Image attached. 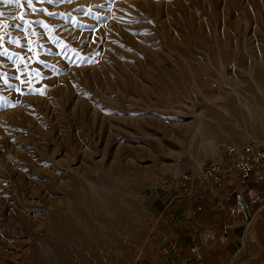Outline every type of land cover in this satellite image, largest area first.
Segmentation results:
<instances>
[{
	"label": "rangeland",
	"instance_id": "374dc122",
	"mask_svg": "<svg viewBox=\"0 0 264 264\" xmlns=\"http://www.w3.org/2000/svg\"><path fill=\"white\" fill-rule=\"evenodd\" d=\"M219 73L264 81V0H0V264H77L50 231L68 206L62 226L79 238L81 219L114 234L99 238L108 251L80 253L88 263L139 258L152 246L150 193L228 144L264 145L261 94L246 97L260 104L255 123L207 121L206 135L187 138L210 108L220 112ZM114 177L128 181L131 208L112 223L98 204L92 218L75 208L82 186Z\"/></svg>",
	"mask_w": 264,
	"mask_h": 264
},
{
	"label": "crops",
	"instance_id": "0c3cea01",
	"mask_svg": "<svg viewBox=\"0 0 264 264\" xmlns=\"http://www.w3.org/2000/svg\"><path fill=\"white\" fill-rule=\"evenodd\" d=\"M152 246L129 264H264V168L209 195L148 196Z\"/></svg>",
	"mask_w": 264,
	"mask_h": 264
},
{
	"label": "bare ground",
	"instance_id": "6f19581e",
	"mask_svg": "<svg viewBox=\"0 0 264 264\" xmlns=\"http://www.w3.org/2000/svg\"><path fill=\"white\" fill-rule=\"evenodd\" d=\"M236 75H243V74H236ZM217 76H219L218 78L220 80V83L224 87H223V89L218 90V93L212 94L211 97L213 99L221 100L220 103L216 104V106H217L216 108L220 112L215 113L213 111V109L210 108L209 114H205L204 117H202V118L199 117L197 119L196 123H194L195 125H190L189 127H187L186 132L188 134V136H187L188 139L194 140L198 136L203 137L204 135H206V132L204 130V126H205V123L207 121H213L216 123H224L226 121V119L230 118L231 121L230 120H228V121L232 122L235 125H239L240 123H243V122L246 123V121H247L246 117L250 118V119L248 118L250 123H251V121L255 123L257 120L262 118V110H261V107L259 106L260 104L254 103V102L249 103L247 101V98H246L248 95L254 96L257 94H259V95L261 94L264 98V81L259 82L262 80L261 79L262 77H259L256 73L250 74L248 76V78H245L244 76H246V75H243L240 77V79H236V78L227 79L220 73ZM217 76L215 79L214 78H212V79L217 80ZM195 79L196 78L193 77L191 80H189V79L188 80L190 81L191 89H194L195 93H198V90L200 88L199 87L200 85L198 83L199 80H195ZM250 82L253 83L254 86L249 85ZM232 83H235V84H232ZM237 85H239V86L241 85L242 87L237 88ZM173 86L176 87L175 85H173ZM188 90H189V92L191 91L190 88H188ZM232 99L234 100V102L233 101L230 102V100H232ZM222 100H227V101L222 102ZM102 185L103 186L96 185V184L94 185V183H91V184L89 183V185H88V183H87V187L82 186L81 187V193H82L83 197L78 198L79 199V200H77L78 206H75V208L79 207V206L84 207V209L88 212V214L92 218L93 215H92L90 203L92 202L93 206H96V204H98L99 208L103 209L106 212V214L108 216L107 217L108 220L112 223V220L117 217V216L115 217L116 209H119L121 207H124V208L130 207L132 204H134L136 196L134 195V198H130V196H132V195H128V193L126 192V189H128V185H129V183H128V181H126V179L125 180L124 179L118 180L116 177H114L113 181H110L109 179H107L104 182V184H102ZM80 186H81V184H80ZM75 188H76V186L74 187V189ZM85 189H87L88 191L86 192ZM77 196H78V193H77ZM74 197H76V196L74 195ZM84 200H86V201L84 202ZM69 208L70 207L68 206L67 209L62 211L64 213V215H62V216L59 215L58 212H55V215L57 213V217H59V218H56L57 220H59V223L56 221H53L51 224L50 231L53 235H54V233L57 234V232H61L60 234H63V236H65L67 238V240L65 242H64V239L62 242H63V244H67L70 246V250H71L72 254H74L75 256H78L79 259L76 260L77 264H90V263H88V261L84 260L83 256L80 255V253L81 252L83 253V251L86 250L87 247H89L90 250L93 251L94 255H97V252H99V249L97 248L98 244L104 250L108 251L109 245H108L107 249L105 248V246L108 243L105 246H103L104 244L102 245V242H100L99 238H101L102 240L107 238L110 241L111 235H114V234L110 232L111 230L107 231L108 234H106L103 231L101 233H98L96 230L88 229L85 227L84 224L80 223V221H82V219H81L80 221L78 220L79 221L78 226H79V229L81 228L83 230L81 232H83V235L85 236L86 239L83 240L81 237L79 238L78 236L80 234L76 235L74 232H70V231H73L71 227L68 226V228L67 227L64 228L62 226L64 224V222L62 221L61 218H63V216L66 217V215L72 216L73 209H72V207H71L72 210ZM95 213H97V211ZM96 222H99V221L97 220ZM66 224H68V223H66ZM99 226H100L101 230H104V228H102L103 226L100 222H99ZM72 236H75V239H72ZM54 240H56V238ZM71 241H72V243H71ZM75 242H78L79 244H77V243L75 244ZM58 243H60V242H58ZM73 244H75V246L76 245L78 246L77 250H75L73 248ZM37 251L40 252L38 259L41 261L52 263V261L54 262V260L56 259L55 254H53L52 252H50L51 256L49 254L47 255L45 252H47V253H49V252L45 251L43 249V247L37 246ZM60 252H61V250H60ZM109 252H111V250H109ZM93 257H94L93 259L96 262V264H98L99 262H98L97 256H93ZM47 264H49V263H47Z\"/></svg>",
	"mask_w": 264,
	"mask_h": 264
},
{
	"label": "built area",
	"instance_id": "2783aa9c",
	"mask_svg": "<svg viewBox=\"0 0 264 264\" xmlns=\"http://www.w3.org/2000/svg\"><path fill=\"white\" fill-rule=\"evenodd\" d=\"M264 168V145L228 144L216 160L206 161L198 170H187L169 178L166 188L175 198L209 195L221 183Z\"/></svg>",
	"mask_w": 264,
	"mask_h": 264
},
{
	"label": "snow or ice",
	"instance_id": "6c2138e0",
	"mask_svg": "<svg viewBox=\"0 0 264 264\" xmlns=\"http://www.w3.org/2000/svg\"><path fill=\"white\" fill-rule=\"evenodd\" d=\"M4 2L11 3V2H13V0H4ZM41 94H42V93H41Z\"/></svg>",
	"mask_w": 264,
	"mask_h": 264
}]
</instances>
